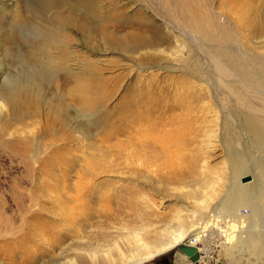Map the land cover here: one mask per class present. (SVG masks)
<instances>
[{"label":"rangeland","instance_id":"rangeland-1","mask_svg":"<svg viewBox=\"0 0 264 264\" xmlns=\"http://www.w3.org/2000/svg\"><path fill=\"white\" fill-rule=\"evenodd\" d=\"M68 1L51 0L50 4L45 5L44 0H0V94L3 90L2 78L11 77L16 82L30 83L28 93L18 98L17 104L10 105L0 99L5 105L4 114L0 116V264H51L50 254L44 252L39 235L45 232L53 236L62 233L67 224L62 217L66 211L71 210L70 213L74 215H71V220L75 219L76 214L75 220L80 221L81 216L80 222L86 226L83 227L86 235L83 233L95 245L100 238L106 242L114 239L121 241L119 235L123 236L131 228H141L145 223L150 230L171 226V216L176 209L189 208L183 197L195 185L192 181L194 175L188 171L187 164L169 168L165 164H155L162 162L146 155L141 164H134V160L127 163L126 157L121 154V115L125 104L132 102L136 86L147 88L149 85L157 93L165 90L168 92L167 98L172 99L174 87L179 86L180 81L192 82L184 72L197 67L202 74L205 72L204 79L209 90L204 91L205 98L200 97L205 99L204 104H194L196 112L192 120L196 116L200 119L204 117L198 113L201 105L212 104L211 108H216L218 105L213 99L217 97L219 106H223L229 119L235 121L231 126L232 138L226 139L224 144L243 151L248 162L255 156L264 157V146L256 143L244 128L245 124H242V118H248L249 113L253 115L252 111L249 112L246 103L239 99L244 92L246 95L250 93L247 86L256 85L264 91V69L249 62L253 69L250 70L251 75L254 72L259 75L252 79L245 77L252 84L246 81L240 83L230 73L219 76L217 67L221 63L213 58L220 56L217 55L219 51H215L213 45H196L190 41L184 50L189 55L188 60L170 62L166 59L172 66L162 59L147 64L156 66L148 73H132L126 57L129 54L123 47L132 46L133 35L148 31L136 29L137 20H147L161 32H164V28L176 32V26L168 20L166 8L161 6L162 0H102V4L97 0L94 7ZM219 1L213 0V8H217ZM225 1L229 4V1L236 0ZM240 1H248L245 19L250 26L245 31L236 21L240 38L229 48L236 55L229 54L224 47L219 52L224 54L221 56L227 63L234 65L235 73L238 70L236 62L248 65L246 60L250 58H264V0ZM201 11L205 12L202 8L197 12ZM240 12L236 15L238 17L234 16L236 19H239ZM54 31L59 32L56 38L51 35ZM118 46L117 51L115 48ZM207 46L212 47L207 49ZM103 48L106 51L101 56L91 53ZM130 58L133 60V57ZM138 60L137 57L135 61L142 62ZM159 65L167 67L166 70L157 69ZM80 81L87 82L93 89L88 96L78 91ZM230 82L235 84L233 89L229 87ZM90 102L96 107L90 109ZM253 103L258 101L253 99ZM240 114L246 116L240 117ZM160 116L167 117V112ZM16 119L32 124L31 128L25 129H33L34 140L28 137L25 129L21 132V129H17L23 124ZM202 120L207 119L204 117ZM239 121L241 124L236 127ZM9 128L11 131L17 130L16 134L8 137ZM217 142H213V148L210 147L208 151V164L216 171L218 168L225 177H222V183L227 185V169L226 166L222 167L226 165L224 152L220 142ZM249 177L248 174L240 180L247 182ZM219 191L217 199L223 196L225 188L221 187ZM240 210L246 215L251 214L248 206ZM260 228L255 246L248 251L231 250L227 254L224 246H211L213 241L210 238L217 237L216 233L205 240V247H198L208 258L211 255L210 264H264V224ZM70 235L64 233L67 238H71ZM111 237L114 239L107 241ZM66 242L71 243L69 239ZM203 247L208 250L204 251ZM35 248L37 251H32ZM29 251L33 254L27 255ZM66 253L71 255L69 251ZM177 262L198 264L178 247L141 264Z\"/></svg>","mask_w":264,"mask_h":264},{"label":"bare ground","instance_id":"bare-ground-1","mask_svg":"<svg viewBox=\"0 0 264 264\" xmlns=\"http://www.w3.org/2000/svg\"><path fill=\"white\" fill-rule=\"evenodd\" d=\"M44 1L45 5L51 3V0ZM99 1L100 4H102V0ZM68 2L83 3L85 6L94 7L97 0H69ZM219 2L217 8H213V0H162L161 6L166 8L168 20L171 25L176 26V32L171 28V30L164 28V32H161L155 29L153 24L149 21L146 20L144 22L141 19L137 20L136 29H148V31L146 34L141 33L133 35L131 38V40L134 41V43H131L132 46L126 45L123 47L126 54H129V56L126 55L130 63V66H128L129 71L135 74L137 72H143V74L144 72L148 73L152 68L156 67L150 66L151 63L161 61L162 59L164 60H162L163 62L168 63L188 60L187 58H189V55H187L184 50L185 45L190 41H193L196 45H213L215 51L219 52H222L221 48L224 47L229 54L236 55V53L232 51L233 49H230V51L229 48L234 41L240 38L236 31V21H238L237 24L243 27L244 30H248L247 28L250 26V22L245 19V15L248 14L247 9L249 8V4L248 1L241 2L240 0L229 1V4H227L226 1L224 2V0H220ZM194 7L197 8V10ZM200 8L205 10V12H197ZM239 10H241L240 17L236 19L234 16H236L237 13L239 14ZM130 25L131 24H128L127 26ZM57 34H59V32L54 31L51 35L56 38ZM169 44L172 45L169 46ZM210 47L207 49H210ZM104 49L105 48L99 51H91V53L101 56V54H105L106 50ZM117 49H119V46L115 48V50ZM141 51L144 53H141ZM121 52L124 54V51ZM219 52L216 53L217 55L220 54V56L213 57L215 62L221 63V65L217 67L220 72L219 76H221V74L230 73V75L232 74L234 77L238 78L240 83L244 84L246 81L245 77L248 79H252L253 76L259 77L255 72L254 75H251L250 70L252 68H250L249 62L250 65L264 69L263 57H261V59H259V57L257 59L250 58L246 60L248 65L245 62H236L238 63V70L236 71L237 73H235L233 70L234 65L227 63L221 56L224 54ZM166 53H168L167 58L165 56ZM216 53L211 54L214 55ZM130 57H133V60H131ZM137 57L142 62L135 61ZM166 59H169L170 62L169 60L165 61ZM242 61H244V59ZM177 65L179 66V64ZM166 68L160 65L157 66V69L160 70H166ZM174 69L176 68L174 67ZM261 71L262 70H260V72ZM184 73L192 82L187 81L185 83L180 81V85L174 87L175 90L171 96L172 99L167 98L166 94L168 92H165V90L157 93L154 88L149 87V85L146 86L147 88H139L137 86L134 88L132 102L130 104H128L129 102L126 103L123 107L121 115L122 125L120 129L122 141H118L121 143V154L126 157L125 160L127 163L134 160V164H141L142 158L146 155L147 158L152 157L162 162H157L155 164H165L169 168L175 169L183 163L185 165L187 164L186 167L189 169L188 171L194 175L192 181L193 185H195L193 186L191 184L195 188H192L191 192L189 191L190 193L186 192L185 195L183 194V198L186 201L185 205L189 208L185 207L184 210L182 208L176 209L175 213L171 216V226L168 225L163 229L150 230L145 226V223L141 228H131L126 230V232L124 231L125 233L123 236H118L121 241L111 237L107 239V241L111 239L114 240L106 242L102 241L100 238V241L104 243H100V241L98 243L97 240V242L94 240L96 242L95 245H92L88 241L89 239H86V233L85 230H83V227L85 228L86 226L82 225L80 222L81 216L79 217L78 215L80 221L75 220L77 218L76 214L74 217L75 219L71 220L73 218L71 215H74L70 213L71 210L70 212L66 211L63 213L62 217L67 224L62 233L53 236L45 232L39 235L40 245L43 246L44 252H49L51 264L52 262L53 264H141L173 247H178L184 255H186V253L191 254V252L195 251L198 257V254L202 252L198 244L205 247V240L215 233L220 243H218V246H224V250L227 254H229L231 250L248 251L253 249L255 246L254 242L257 240V234L261 229L260 227L264 224V157L260 155L255 156L252 161L250 160V162H248L249 160L245 157L243 151L237 150L235 146L231 149L230 146L227 147V144H224L226 139L232 138L231 126H233L232 121H235H231L223 106H221L223 109L219 106L217 97L213 96V100L218 105V108H211L213 107L212 104L207 105L206 103L205 106H200L198 113H201V116L203 115L207 119L206 121L202 120L204 117L200 119L198 116L195 117L194 121L192 120V115L195 111L194 104H204L203 101H205V99H201L200 97L203 96L205 98L203 93L209 89L206 87L207 82H205L206 79H204L205 72L202 74L197 67H194L191 68V71H185ZM1 76L2 74H0V77ZM2 79L3 84H1L3 90L0 94V99L4 100L6 103H10V105L17 104L18 98L28 93V89L30 88V83L28 81L25 83L16 82V80L11 79V77ZM80 82L81 85L78 91L88 96L89 92L93 89L89 87L87 82ZM246 82L252 84L249 81ZM259 82L263 85L260 80ZM228 84L230 89H233V85L235 86L234 82ZM247 87L250 93L246 95L247 93L244 92V94H242L243 96L239 93L241 95L239 99L246 103L247 110L249 112L252 111L254 116H250V113L247 116L246 114L242 116L240 114L239 116L248 117L242 118V124H245L244 128H247L248 132L253 136L251 138H253L256 143H259L260 146H264V91L259 89L256 85ZM218 94L219 93H217V95ZM126 96L127 95H125V97ZM253 99L257 100L258 103H253ZM88 105L90 109L96 107L93 102L88 103ZM242 105H244V103ZM198 106L199 105H197V107ZM4 107L5 105L3 102H0V116L4 114ZM138 109H142V111L139 112ZM166 112L167 117L164 118L160 116L161 113ZM198 113L195 114L198 115ZM232 114L231 116L237 119V117ZM236 114H239V112H236ZM259 115H261V117ZM16 120L18 123L22 122L21 124H23L21 128H17L18 130L21 129L20 132L32 126V124H28V121ZM198 122H200L201 125H199ZM240 124L241 122L237 123L236 127ZM194 125H198V127H194ZM31 130L33 129H27V131L25 129L28 133H26L28 137L34 140ZM242 130L244 131V129ZM8 131V137L13 136L14 133L16 134L17 132L15 129L11 131L10 128ZM23 135L25 136V134ZM248 136V140L250 141V135ZM215 141H218L217 143L220 142L219 144L222 146L224 152V163H226V165L222 163L224 164L222 167L226 166L227 169V179L229 180L227 185L222 183L225 177L218 171V168L217 172L215 167H210L208 164L210 158L208 151ZM251 141L254 143L253 140ZM252 143H250V145L254 147ZM248 174L250 175L248 178L250 180L241 182L240 179ZM221 187H224L225 191L223 196L217 199ZM77 201L80 200L77 198ZM243 206H248L250 208V215L241 213L240 208ZM77 208H79V206ZM83 213H85L84 210ZM64 233L71 234V238H67L68 235L64 236ZM114 237H117V235ZM67 239L71 241L70 244L66 242ZM262 243L264 244V239ZM121 244L125 245L123 251ZM204 247L203 250L207 251L208 249L205 250ZM32 251H37V249L35 248ZM67 251L71 252V255H68L66 253ZM29 252L26 254H33ZM202 257L203 256H200L195 262H200ZM204 257L208 258L206 254ZM177 264L181 263L177 262Z\"/></svg>","mask_w":264,"mask_h":264},{"label":"built area","instance_id":"built-area-1","mask_svg":"<svg viewBox=\"0 0 264 264\" xmlns=\"http://www.w3.org/2000/svg\"><path fill=\"white\" fill-rule=\"evenodd\" d=\"M215 233V232H214ZM210 239H212V244H211V246H213V247H218V243H219V240H217L216 241V237H211ZM199 246H201L200 244H198ZM200 256H203L202 257V259L200 260V262L198 261V262H195V263H198V264H210L211 263V260H210V258H211V255H210V257L209 258H207V257H204L205 256V254L204 253H200V254H198V257H197V260H198V258L200 257ZM196 260V261H197Z\"/></svg>","mask_w":264,"mask_h":264},{"label":"water","instance_id":"water-1","mask_svg":"<svg viewBox=\"0 0 264 264\" xmlns=\"http://www.w3.org/2000/svg\"><path fill=\"white\" fill-rule=\"evenodd\" d=\"M186 256H188V258L192 261V262H195L196 259H197V253L194 251V252H191V254L189 253H186Z\"/></svg>","mask_w":264,"mask_h":264}]
</instances>
